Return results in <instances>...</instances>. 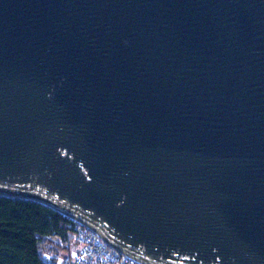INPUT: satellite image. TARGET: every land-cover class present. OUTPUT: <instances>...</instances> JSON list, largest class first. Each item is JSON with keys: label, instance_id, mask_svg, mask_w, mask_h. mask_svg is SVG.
I'll list each match as a JSON object with an SVG mask.
<instances>
[{"label": "water", "instance_id": "water-1", "mask_svg": "<svg viewBox=\"0 0 264 264\" xmlns=\"http://www.w3.org/2000/svg\"><path fill=\"white\" fill-rule=\"evenodd\" d=\"M0 197L264 264V0H0Z\"/></svg>", "mask_w": 264, "mask_h": 264}, {"label": "trees", "instance_id": "trees-1", "mask_svg": "<svg viewBox=\"0 0 264 264\" xmlns=\"http://www.w3.org/2000/svg\"><path fill=\"white\" fill-rule=\"evenodd\" d=\"M80 228L38 203L0 197V264H57Z\"/></svg>", "mask_w": 264, "mask_h": 264}, {"label": "built area", "instance_id": "built-area-1", "mask_svg": "<svg viewBox=\"0 0 264 264\" xmlns=\"http://www.w3.org/2000/svg\"><path fill=\"white\" fill-rule=\"evenodd\" d=\"M77 224L81 228L75 235V246L53 257L57 264H145L107 242L96 230Z\"/></svg>", "mask_w": 264, "mask_h": 264}]
</instances>
